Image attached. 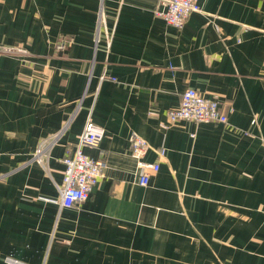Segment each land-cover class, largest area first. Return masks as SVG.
I'll use <instances>...</instances> for the list:
<instances>
[{
    "label": "crops",
    "instance_id": "crops-1",
    "mask_svg": "<svg viewBox=\"0 0 264 264\" xmlns=\"http://www.w3.org/2000/svg\"><path fill=\"white\" fill-rule=\"evenodd\" d=\"M199 4L176 28L156 0H0V264H264V0ZM189 87L228 122L171 123ZM89 120L104 174L62 207Z\"/></svg>",
    "mask_w": 264,
    "mask_h": 264
},
{
    "label": "built area",
    "instance_id": "built-area-1",
    "mask_svg": "<svg viewBox=\"0 0 264 264\" xmlns=\"http://www.w3.org/2000/svg\"><path fill=\"white\" fill-rule=\"evenodd\" d=\"M158 7L155 14L164 19L167 24L182 28L188 17L194 12H203L199 0H156ZM232 108L225 106L215 98H209L193 87L187 88L182 94L181 103L177 108L168 112L171 123L179 120H191L196 123L219 122L226 124L228 114ZM105 135V129L89 120L84 131L79 137V144L74 151H69L62 158L64 164L62 184L58 187L60 204L62 207H73L89 199L91 192L103 177L106 162L104 158H92L83 150V146L97 147ZM52 139L42 141L36 152L35 158L43 163V158L48 154ZM150 145L142 137L135 136L131 139V154L136 158L141 170L139 183L145 186L149 183L150 172H158V162H148L144 159ZM160 155L165 149H160ZM7 264H26V262L6 257Z\"/></svg>",
    "mask_w": 264,
    "mask_h": 264
}]
</instances>
